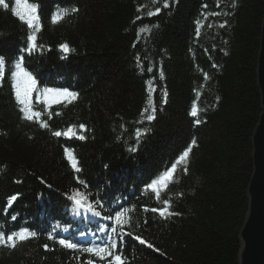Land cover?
Returning a JSON list of instances; mask_svg holds the SVG:
<instances>
[{"label":"trees","instance_id":"1","mask_svg":"<svg viewBox=\"0 0 264 264\" xmlns=\"http://www.w3.org/2000/svg\"><path fill=\"white\" fill-rule=\"evenodd\" d=\"M6 2L9 9L0 7V57L6 61L0 79V226L5 232L27 226L37 236L15 249L0 246V264H107L56 242L68 238L91 246L97 243L80 233L104 226L123 235L117 251L128 264H239L253 134L262 112L257 64L264 0H169L168 8L163 0H28L37 5L40 24L30 55L24 51L30 30L12 13L15 0ZM72 7L78 12L51 23L57 8ZM156 7L159 14L148 16ZM65 43L73 50L66 56L59 48ZM21 55L38 89L78 93L73 102L53 103L45 112L43 96L37 102L33 92L48 129L21 119L10 80ZM150 89L157 110L148 122L141 113ZM194 104L196 117L190 114ZM79 124L88 129L83 140L52 135L73 125L78 131ZM137 129H147L139 141ZM189 146L187 172L178 168L158 200L147 186ZM65 149L76 156L80 172ZM75 190L87 194L100 216L73 214L69 197ZM12 196L17 199L9 207ZM164 199L179 215L164 219L151 211ZM124 209L130 223L121 227L114 216Z\"/></svg>","mask_w":264,"mask_h":264},{"label":"snow or ice","instance_id":"2","mask_svg":"<svg viewBox=\"0 0 264 264\" xmlns=\"http://www.w3.org/2000/svg\"><path fill=\"white\" fill-rule=\"evenodd\" d=\"M155 4L157 0H152ZM0 7L4 9H9V4L6 0H0ZM163 8L169 7V0H163L162 4ZM204 7H207L205 5ZM12 13L19 19L20 22L24 23L27 28L30 30L27 35V47L24 49L29 55L37 49V37L36 33L40 30L39 24V16L37 14V5L34 3H29L28 0H15V7L11 9ZM161 11L160 7H156L155 11H149L147 13L148 16H153L159 14ZM78 12V8H57L56 11L51 15V23L57 24L66 19L69 15ZM218 13H212V15H217ZM139 19V17H137ZM196 34H200V21L197 22ZM224 24H221L220 27H224ZM142 31H150L149 28H144ZM61 52L65 54H69L73 51L68 44H61L59 46ZM6 61L3 57H0V79L4 77ZM152 69L149 68L148 71ZM161 78H163V73L161 72ZM205 78L207 74H205ZM10 80L11 86L14 92L15 102L18 105V110L21 113V119L38 123L40 128L48 129L49 125L46 120H42L41 117L43 115L42 111L35 110L33 104V92H36L37 102H39L40 97L43 96V103L46 105L45 112L47 111V107H50L51 104H60V103H71L78 97V93L75 91H70L68 88H45L40 90L36 87V78L33 74L26 70L23 66V56H19L18 59L14 62L12 66V70L10 71ZM154 89H150L149 98L147 102V106L141 113V116L144 120L151 122L155 119L156 105L154 104L151 98V92ZM164 97L166 98L167 93L165 92ZM166 102V99L163 101ZM59 114V113H57ZM193 117L198 115V108L194 104L191 113ZM49 119L51 118V113H48ZM143 122V121H141ZM197 123L200 121L197 120ZM77 126L73 125L68 128L66 132H61L59 130L53 131L52 135L55 137L64 136H76L77 138L83 140L85 136L83 132L87 131V127L84 124H79L78 131L76 130ZM147 131V129L142 132L140 129L136 130V138L139 141L140 137ZM195 139L192 140L191 145H195ZM135 148L130 149V151H135ZM192 151V146H189L183 153L171 164L170 167L166 168L162 174L158 176L157 179H153L151 183L147 186L151 191L155 194L156 198L159 200L161 196V191L166 190L170 183L175 181V174L181 166L183 167V171L187 172V163L189 159V155ZM65 156L68 159L71 167L75 172H80L81 169L79 167V161L76 156L69 150L65 149ZM80 183H83L82 181ZM86 187V185H85ZM17 199V196H12L9 201V207L11 206V202H14ZM69 199L73 202L74 207L72 212L74 215L80 214L81 210L87 213H91L94 216H100V212L96 211L94 205L88 202V196L86 193L81 192L79 190H75L73 194L69 197ZM163 206L160 208L151 209L152 212H157L161 218L167 219L173 215H179V213H175L171 211V200L164 199L162 201ZM102 207V205H100ZM146 211L148 209H145ZM108 219H112L111 216L107 217ZM12 220L16 219V216L13 215L11 217ZM115 223L118 226L127 225L130 223L129 210H117L115 212ZM59 225H56L58 228ZM68 229L65 228L64 231ZM127 235H131L130 233H126ZM81 236L85 235V233H80ZM37 236L36 231L31 230L29 227L24 226L17 230L11 232H5L0 226V246H6L11 249H15L19 243H23L28 241L29 239L35 238ZM49 239H55V237L50 233ZM140 244H147V247L152 248L153 245L147 243L144 239L139 236L134 237ZM123 235L118 234L116 228H112V235L108 237V240L104 244H92L91 246H82L79 242L70 240L68 238H59L56 242L65 249L73 250V251H82L84 253L91 254L92 256L98 258L99 260H106L107 264H128L127 259L123 256L122 251H117L118 243L122 244ZM45 250H48V246L44 245ZM110 258V259H109ZM87 264H93L92 260H88Z\"/></svg>","mask_w":264,"mask_h":264},{"label":"water","instance_id":"3","mask_svg":"<svg viewBox=\"0 0 264 264\" xmlns=\"http://www.w3.org/2000/svg\"><path fill=\"white\" fill-rule=\"evenodd\" d=\"M257 82L262 112L253 134V172L248 187L249 210L240 232L239 264H264V20Z\"/></svg>","mask_w":264,"mask_h":264},{"label":"bare ground","instance_id":"4","mask_svg":"<svg viewBox=\"0 0 264 264\" xmlns=\"http://www.w3.org/2000/svg\"><path fill=\"white\" fill-rule=\"evenodd\" d=\"M88 235H90L91 239L96 240V241H100L102 239H105V237H108L106 236V234L102 233L100 230L98 232H94L93 234H88Z\"/></svg>","mask_w":264,"mask_h":264}]
</instances>
